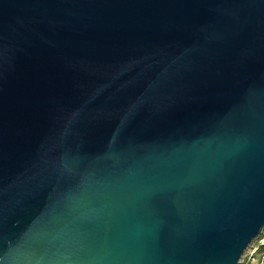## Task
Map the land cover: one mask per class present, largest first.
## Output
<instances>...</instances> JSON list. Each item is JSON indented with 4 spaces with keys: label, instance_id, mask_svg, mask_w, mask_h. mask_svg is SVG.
<instances>
[{
    "label": "water",
    "instance_id": "water-1",
    "mask_svg": "<svg viewBox=\"0 0 264 264\" xmlns=\"http://www.w3.org/2000/svg\"><path fill=\"white\" fill-rule=\"evenodd\" d=\"M264 231V0H0V264H241Z\"/></svg>",
    "mask_w": 264,
    "mask_h": 264
},
{
    "label": "built area",
    "instance_id": "built-area-1",
    "mask_svg": "<svg viewBox=\"0 0 264 264\" xmlns=\"http://www.w3.org/2000/svg\"><path fill=\"white\" fill-rule=\"evenodd\" d=\"M241 264H264V231L263 236L246 249Z\"/></svg>",
    "mask_w": 264,
    "mask_h": 264
}]
</instances>
